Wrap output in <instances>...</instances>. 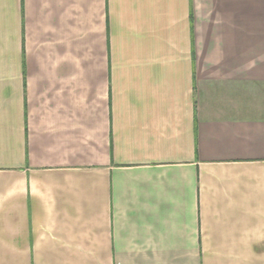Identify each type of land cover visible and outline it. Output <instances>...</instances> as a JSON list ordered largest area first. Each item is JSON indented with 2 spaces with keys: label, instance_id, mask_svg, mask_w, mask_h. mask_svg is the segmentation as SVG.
Returning <instances> with one entry per match:
<instances>
[{
  "label": "crops",
  "instance_id": "1",
  "mask_svg": "<svg viewBox=\"0 0 264 264\" xmlns=\"http://www.w3.org/2000/svg\"><path fill=\"white\" fill-rule=\"evenodd\" d=\"M0 264H264V0H0Z\"/></svg>",
  "mask_w": 264,
  "mask_h": 264
}]
</instances>
